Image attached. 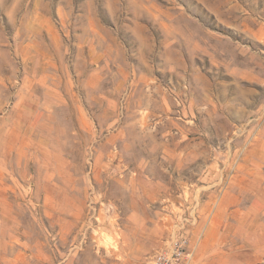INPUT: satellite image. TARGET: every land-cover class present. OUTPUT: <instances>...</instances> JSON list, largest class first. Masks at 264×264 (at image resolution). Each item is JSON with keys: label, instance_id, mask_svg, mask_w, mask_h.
<instances>
[{"label": "rangeland", "instance_id": "1", "mask_svg": "<svg viewBox=\"0 0 264 264\" xmlns=\"http://www.w3.org/2000/svg\"><path fill=\"white\" fill-rule=\"evenodd\" d=\"M264 264V0H0V264Z\"/></svg>", "mask_w": 264, "mask_h": 264}, {"label": "built area", "instance_id": "2", "mask_svg": "<svg viewBox=\"0 0 264 264\" xmlns=\"http://www.w3.org/2000/svg\"><path fill=\"white\" fill-rule=\"evenodd\" d=\"M188 244L186 238L176 237L156 253L150 264H193Z\"/></svg>", "mask_w": 264, "mask_h": 264}]
</instances>
